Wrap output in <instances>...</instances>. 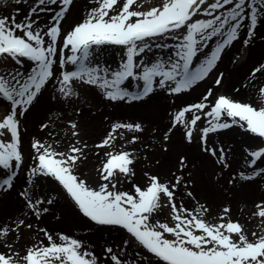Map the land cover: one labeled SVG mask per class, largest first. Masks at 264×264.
Here are the masks:
<instances>
[{
  "label": "snow or ice",
  "instance_id": "6c2138e0",
  "mask_svg": "<svg viewBox=\"0 0 264 264\" xmlns=\"http://www.w3.org/2000/svg\"><path fill=\"white\" fill-rule=\"evenodd\" d=\"M12 2L17 5L14 14L0 15V60L9 65L0 69V107L4 108L0 115V138H4L0 139V193H10L16 187L17 170L23 169L25 159L21 118L41 102L45 93H53L49 96L52 101L71 102L79 97L77 88L87 86L112 103H147L157 90L182 94L209 78L237 44L240 48L232 62L244 57L258 36V28L264 26V0H159L154 5L147 0H90L94 6L88 15L69 29L63 24L74 0H32L23 19H18L19 5L28 0ZM48 12L52 15L45 28L40 16ZM104 46L122 49L115 68L96 59L97 50ZM153 48L167 49L168 54L151 61L143 59ZM26 62L31 65L28 70H24ZM261 73L264 63L251 71L253 77ZM223 78L219 73L215 86H221ZM133 81L135 91L130 90ZM258 92L264 101V85ZM202 119L208 126L199 127ZM233 126L264 141V106L257 108L224 94L215 95L209 88L199 102L175 113L162 137L163 150L168 151L167 142L177 127L184 129L183 139L189 144L198 131L201 151L215 158L222 169L228 168L224 148L209 146L208 137ZM48 127L47 123L40 125L41 131ZM68 127L73 137L79 135L76 122L68 121ZM120 129L144 131L140 123H115L96 147L111 146L116 138L113 133ZM137 139L133 136L130 142ZM76 144L59 152L52 144L32 140L33 164L27 170L25 187L17 195L37 220L48 211L43 205L53 202L37 197L33 191L44 178L56 182L84 217L126 233L127 239L118 250H103L107 264H264V234L252 232L250 239L245 227L231 219L230 207L222 209L218 223H211L206 218L210 214L206 205L197 202L198 207L189 209L183 201H177L178 189L192 184L183 175L188 168L186 156L180 155L177 161L180 175L173 172L170 180L162 181L159 175L145 172L147 184L142 187L133 183L134 191L128 192L119 190L118 185L121 177L127 180L135 176L131 152H106L98 171L100 182L93 187L79 174L81 162L87 158V145ZM245 151L252 171L234 174L229 184L237 177L241 181L264 177V167L260 166L264 164V146ZM186 196L195 199L192 191ZM164 201L171 222L157 218ZM254 207L252 215L264 224V201ZM22 228L32 229L33 225L20 218L0 223V247L7 249L0 251V264H100L102 257L79 239L60 234V242H56L44 228L39 231L48 244L32 245L21 255L8 238L14 235L20 239ZM131 248L135 251H129Z\"/></svg>",
  "mask_w": 264,
  "mask_h": 264
},
{
  "label": "rangeland",
  "instance_id": "374dc122",
  "mask_svg": "<svg viewBox=\"0 0 264 264\" xmlns=\"http://www.w3.org/2000/svg\"><path fill=\"white\" fill-rule=\"evenodd\" d=\"M141 2L143 3L144 0ZM147 2L154 5L159 0H147ZM31 3L32 0H28V3L19 5L21 15L18 19H23ZM92 6L94 4L90 0H74L71 13L63 24L64 29H69L74 23L85 18ZM16 7L17 5L12 0H3L0 5V15L14 14ZM51 15L52 13L48 12L40 16L43 27L48 26L47 22ZM261 37H264V26L258 28V36L244 57L235 63L232 62L233 56L240 48L237 44L226 58H223V63H219L209 78L182 94L172 95L167 91L157 90L151 101L147 103H112L102 100L94 89L87 86L77 88L79 97H74L71 102L52 101L49 96L53 93H45L41 102L21 118L20 129L25 159L23 169L17 170L19 179L16 181V187L10 193H0V223H10L20 218L33 225L32 229H21L20 239L16 240L14 235L8 238L9 242L14 244V250L23 255L25 250L32 245H39L41 242L47 245V239L39 231L44 228L52 234L56 242H60L58 239L60 234L79 239L88 250L102 257L100 264H107L103 250L106 247L118 250L122 241L127 239L126 233L122 230L97 225L84 217L66 192L56 182L48 179L41 178L33 189L37 197L52 199L51 204L43 205L48 211L37 220L25 208L17 192L25 187L27 170L33 164L34 153L31 142L34 138L45 144H52L59 152H66L71 145L76 144L77 140L81 142L76 144L77 147H83L86 144L87 158L81 162L79 174L93 187L100 182L98 171L106 160L104 155L106 152H131L135 157V176L127 180L121 177L122 182L118 185L119 190L128 192L134 191L133 183L142 187L147 184L145 172L159 175L162 181L170 180L173 172L180 175L181 173L177 171V161L180 155H184L187 158L188 168L183 175L186 179H191L192 184L188 188L181 186L178 189L176 196L178 202L183 201L185 207L189 209L198 207L197 202L206 205L210 209V214L206 218L211 223H218L222 209L228 206L231 209V219L238 220L245 227L250 239H252V232L264 234V224L258 217L252 215L256 210L254 205L264 201V177H258L254 181H241L237 177L233 184L228 183L234 174L241 171L251 173L252 170L248 167L249 157L245 150H255L264 146V141L237 126L210 133L208 145L216 148L222 147L226 152L229 167L222 169L215 163V158L201 151L198 131L194 133L193 142L189 144L183 139L184 129L182 127L174 129L167 142V152L163 150L165 142L162 139L171 126L175 113L186 105L199 102L209 88L214 90L215 95L224 94L235 100L250 103L257 108L264 106V101L261 100L258 92L259 87L264 85V73L255 77L251 75L254 67L264 63V39ZM167 54V49L153 48L144 54L143 59L151 61L159 56L166 57ZM121 55L122 49L119 46H104L97 50L96 59L101 64L115 68ZM8 66L0 60V69ZM30 67V63L26 62L24 70ZM221 72L224 74L223 83L217 87L214 81ZM206 81L212 84L209 88H207ZM135 84L136 82H131V91L136 90ZM214 98L211 99L214 100ZM2 114H4V108L0 107V115ZM68 121L78 124L79 135L77 137L71 135L73 130L68 127ZM42 123L49 124L47 130L41 131ZM115 123H140L144 131L117 130L113 133L116 138L111 146L103 149L97 148L96 145L108 135ZM198 125L199 127L208 126L206 119H202ZM133 136L138 137L135 143L130 142ZM260 166L264 167V164ZM189 173H191L190 177ZM2 175L3 173H0V176ZM187 191H192L195 199L188 198ZM162 203L165 206L157 218L162 222L165 220L171 222L166 201ZM6 250L0 247V251ZM129 251H135V248Z\"/></svg>",
  "mask_w": 264,
  "mask_h": 264
},
{
  "label": "bare ground",
  "instance_id": "6f19581e",
  "mask_svg": "<svg viewBox=\"0 0 264 264\" xmlns=\"http://www.w3.org/2000/svg\"><path fill=\"white\" fill-rule=\"evenodd\" d=\"M230 52H231V51H230ZM226 56H227V55H225L224 58H226ZM221 63H223V62H221ZM206 84H208V85H207V88H209V86L212 85V84H210L209 81H206ZM134 102H139V101H134ZM27 152H28V151H27ZM27 152H26V154H27Z\"/></svg>",
  "mask_w": 264,
  "mask_h": 264
}]
</instances>
